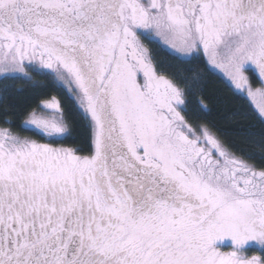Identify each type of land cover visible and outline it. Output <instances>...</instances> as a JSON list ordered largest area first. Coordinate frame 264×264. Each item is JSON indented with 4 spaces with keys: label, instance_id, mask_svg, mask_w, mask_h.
I'll list each match as a JSON object with an SVG mask.
<instances>
[{
    "label": "snow or ice",
    "instance_id": "1",
    "mask_svg": "<svg viewBox=\"0 0 264 264\" xmlns=\"http://www.w3.org/2000/svg\"><path fill=\"white\" fill-rule=\"evenodd\" d=\"M0 264H264V0H0Z\"/></svg>",
    "mask_w": 264,
    "mask_h": 264
},
{
    "label": "trees",
    "instance_id": "2",
    "mask_svg": "<svg viewBox=\"0 0 264 264\" xmlns=\"http://www.w3.org/2000/svg\"><path fill=\"white\" fill-rule=\"evenodd\" d=\"M160 59L165 64H167L169 62L168 59L166 57H164V56H161ZM221 88H222L221 85L217 84L216 82H212L211 90L214 91L215 94H217L218 96H221V97H231V93H228L226 91H217L218 89H221ZM225 103L227 104L228 108H231V109L243 108L245 111L248 110L250 104L252 105V102H251L250 98L247 99V100L229 99V100L225 101ZM223 107H224L223 104L218 105V110L220 108H223ZM215 115H216V113H214V116ZM245 123H248V122L246 121Z\"/></svg>",
    "mask_w": 264,
    "mask_h": 264
},
{
    "label": "rangeland",
    "instance_id": "3",
    "mask_svg": "<svg viewBox=\"0 0 264 264\" xmlns=\"http://www.w3.org/2000/svg\"><path fill=\"white\" fill-rule=\"evenodd\" d=\"M251 102H252V101H251ZM254 104H255V102H252L253 107H254Z\"/></svg>",
    "mask_w": 264,
    "mask_h": 264
}]
</instances>
